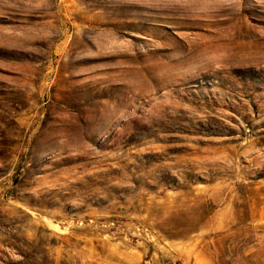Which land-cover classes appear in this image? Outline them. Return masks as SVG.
<instances>
[{"label": "rangeland", "instance_id": "374dc122", "mask_svg": "<svg viewBox=\"0 0 264 264\" xmlns=\"http://www.w3.org/2000/svg\"><path fill=\"white\" fill-rule=\"evenodd\" d=\"M0 264H264V0H0Z\"/></svg>", "mask_w": 264, "mask_h": 264}]
</instances>
